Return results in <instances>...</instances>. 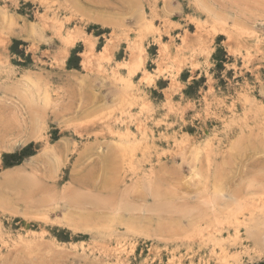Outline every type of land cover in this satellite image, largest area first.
I'll return each instance as SVG.
<instances>
[{"label": "rangeland", "instance_id": "rangeland-1", "mask_svg": "<svg viewBox=\"0 0 264 264\" xmlns=\"http://www.w3.org/2000/svg\"><path fill=\"white\" fill-rule=\"evenodd\" d=\"M263 205L264 0H0V264H264Z\"/></svg>", "mask_w": 264, "mask_h": 264}, {"label": "bare ground", "instance_id": "bare-ground-1", "mask_svg": "<svg viewBox=\"0 0 264 264\" xmlns=\"http://www.w3.org/2000/svg\"><path fill=\"white\" fill-rule=\"evenodd\" d=\"M70 38H71V36H70ZM71 40V39H70ZM137 65H139V64H137ZM142 66H140V68H141ZM144 72V71H143ZM133 73V72H132ZM136 73V72H135ZM147 76V78H150L148 75H146ZM131 82V81H130ZM130 84H132V83H130ZM262 220V221H261ZM261 221V222H260ZM264 223V205L263 206H260L259 208H258V210L257 211H255L252 215H251V217H250V219L248 220V222H247V231L249 232V233H251L252 232V230L255 228V227H257L258 226V224H260V223ZM261 225V224H260ZM260 227V226H259ZM244 230V229H243ZM240 234V233H239ZM254 234V233H253ZM242 238V237H241ZM256 241V240H255ZM256 243V242H255ZM258 246V245H257ZM251 247H252V245H251ZM259 247V246H258ZM259 253V252H258ZM223 261H224V259H222Z\"/></svg>", "mask_w": 264, "mask_h": 264}]
</instances>
